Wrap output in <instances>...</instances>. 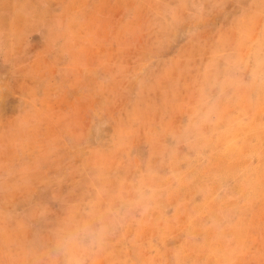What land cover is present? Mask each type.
<instances>
[{"label": "rangeland", "instance_id": "374dc122", "mask_svg": "<svg viewBox=\"0 0 264 264\" xmlns=\"http://www.w3.org/2000/svg\"><path fill=\"white\" fill-rule=\"evenodd\" d=\"M0 264H264V0H0Z\"/></svg>", "mask_w": 264, "mask_h": 264}, {"label": "clouds", "instance_id": "9594fccd", "mask_svg": "<svg viewBox=\"0 0 264 264\" xmlns=\"http://www.w3.org/2000/svg\"><path fill=\"white\" fill-rule=\"evenodd\" d=\"M96 241V234L85 228L77 237L70 238L69 240L65 241V244H71L73 242L85 244V245H92Z\"/></svg>", "mask_w": 264, "mask_h": 264}]
</instances>
